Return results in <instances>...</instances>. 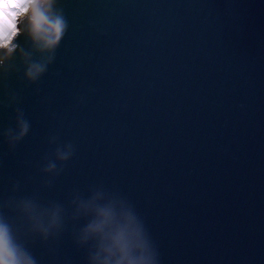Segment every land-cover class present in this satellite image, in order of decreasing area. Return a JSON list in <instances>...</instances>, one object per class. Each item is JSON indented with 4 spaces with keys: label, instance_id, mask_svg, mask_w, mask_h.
Instances as JSON below:
<instances>
[{
    "label": "water",
    "instance_id": "obj_1",
    "mask_svg": "<svg viewBox=\"0 0 264 264\" xmlns=\"http://www.w3.org/2000/svg\"><path fill=\"white\" fill-rule=\"evenodd\" d=\"M55 10V49L24 27L0 52V214L23 258L103 264L85 229L111 204L158 264H264V0Z\"/></svg>",
    "mask_w": 264,
    "mask_h": 264
},
{
    "label": "clouds",
    "instance_id": "obj_2",
    "mask_svg": "<svg viewBox=\"0 0 264 264\" xmlns=\"http://www.w3.org/2000/svg\"><path fill=\"white\" fill-rule=\"evenodd\" d=\"M18 7L8 11L15 13L13 27L0 30V52L11 56L16 45L12 43L24 27L36 41H41L43 47L55 49L67 29L65 19L56 13L55 6L59 0H16ZM0 63H3L0 60ZM45 68L32 65L27 75L36 79ZM29 124L21 122V130L17 139L27 134ZM63 159H67L65 154ZM50 164L49 168H54ZM18 186V185H17ZM25 208H34L30 201H24ZM55 219V217H54ZM99 239L100 251L104 253L103 264H158L159 253L153 246L151 237L145 225L128 210L117 211L111 204L97 206L94 209V219L85 229ZM0 264H33L30 259L23 258L15 247L9 224L0 214Z\"/></svg>",
    "mask_w": 264,
    "mask_h": 264
},
{
    "label": "snow or ice",
    "instance_id": "obj_3",
    "mask_svg": "<svg viewBox=\"0 0 264 264\" xmlns=\"http://www.w3.org/2000/svg\"><path fill=\"white\" fill-rule=\"evenodd\" d=\"M18 7L16 0H0V30L11 29L15 13L8 11L10 8Z\"/></svg>",
    "mask_w": 264,
    "mask_h": 264
}]
</instances>
